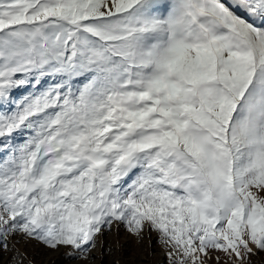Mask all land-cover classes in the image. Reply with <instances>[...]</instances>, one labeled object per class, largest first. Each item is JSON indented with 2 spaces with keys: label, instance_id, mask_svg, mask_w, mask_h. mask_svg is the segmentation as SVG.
<instances>
[{
  "label": "snow or ice",
  "instance_id": "obj_1",
  "mask_svg": "<svg viewBox=\"0 0 264 264\" xmlns=\"http://www.w3.org/2000/svg\"><path fill=\"white\" fill-rule=\"evenodd\" d=\"M120 224L264 264V0H0V264Z\"/></svg>",
  "mask_w": 264,
  "mask_h": 264
},
{
  "label": "rangeland",
  "instance_id": "obj_2",
  "mask_svg": "<svg viewBox=\"0 0 264 264\" xmlns=\"http://www.w3.org/2000/svg\"><path fill=\"white\" fill-rule=\"evenodd\" d=\"M16 247L24 254V264H169L167 249L158 243L156 232H145L142 239L128 233L123 224L114 225L112 231L105 232L96 238V247L90 252L91 259L66 258L67 247L55 250L45 247L35 240H20ZM10 254H4L8 259ZM221 256L220 264H224V257L220 253H212L208 264H217L215 257ZM264 258V253L252 257L258 261Z\"/></svg>",
  "mask_w": 264,
  "mask_h": 264
}]
</instances>
